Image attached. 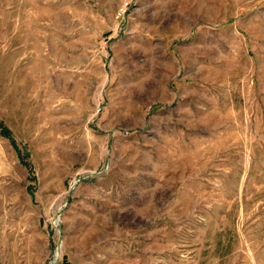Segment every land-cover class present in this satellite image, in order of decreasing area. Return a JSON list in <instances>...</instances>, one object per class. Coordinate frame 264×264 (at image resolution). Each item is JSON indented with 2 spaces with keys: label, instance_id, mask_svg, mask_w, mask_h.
<instances>
[{
  "label": "rangeland",
  "instance_id": "rangeland-1",
  "mask_svg": "<svg viewBox=\"0 0 264 264\" xmlns=\"http://www.w3.org/2000/svg\"><path fill=\"white\" fill-rule=\"evenodd\" d=\"M128 1L0 0V264H264V0Z\"/></svg>",
  "mask_w": 264,
  "mask_h": 264
},
{
  "label": "trees",
  "instance_id": "trees-1",
  "mask_svg": "<svg viewBox=\"0 0 264 264\" xmlns=\"http://www.w3.org/2000/svg\"><path fill=\"white\" fill-rule=\"evenodd\" d=\"M0 134L2 136H4L5 138H7L12 146L16 149L17 153H18V157L21 159L22 163L28 168L29 173H30V179L31 181L36 180L35 176H32L33 173V168L32 166L28 163L27 158H28V153H23V151L18 147V144L13 136L12 131L5 125V123L3 121H0ZM65 264V263H63Z\"/></svg>",
  "mask_w": 264,
  "mask_h": 264
},
{
  "label": "built area",
  "instance_id": "built-area-1",
  "mask_svg": "<svg viewBox=\"0 0 264 264\" xmlns=\"http://www.w3.org/2000/svg\"><path fill=\"white\" fill-rule=\"evenodd\" d=\"M130 4V0L128 1V3H127V6Z\"/></svg>",
  "mask_w": 264,
  "mask_h": 264
},
{
  "label": "water",
  "instance_id": "water-1",
  "mask_svg": "<svg viewBox=\"0 0 264 264\" xmlns=\"http://www.w3.org/2000/svg\"><path fill=\"white\" fill-rule=\"evenodd\" d=\"M60 249V248H59Z\"/></svg>",
  "mask_w": 264,
  "mask_h": 264
}]
</instances>
